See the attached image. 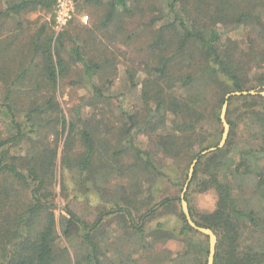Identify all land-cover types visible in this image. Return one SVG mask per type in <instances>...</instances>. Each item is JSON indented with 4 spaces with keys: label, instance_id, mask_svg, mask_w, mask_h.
I'll list each match as a JSON object with an SVG mask.
<instances>
[{
    "label": "trees",
    "instance_id": "16d2710c",
    "mask_svg": "<svg viewBox=\"0 0 264 264\" xmlns=\"http://www.w3.org/2000/svg\"><path fill=\"white\" fill-rule=\"evenodd\" d=\"M54 20V0H0V264H206L179 199L195 159L213 264H264V97L231 96L200 156L225 96L264 88V0H75Z\"/></svg>",
    "mask_w": 264,
    "mask_h": 264
},
{
    "label": "rangeland",
    "instance_id": "374dc122",
    "mask_svg": "<svg viewBox=\"0 0 264 264\" xmlns=\"http://www.w3.org/2000/svg\"><path fill=\"white\" fill-rule=\"evenodd\" d=\"M48 18H49V16H47L44 12L38 11V12L25 13L19 18V20H21V22L23 24L24 32H26L24 34H26V37H27L28 35L34 33L42 25V23H44L45 21H48ZM26 21L30 22L31 24L30 25L26 24ZM9 26H10V28H12V26H13V24H11V21H9ZM56 32H58V31H56ZM242 34H243V31H237L234 33H230V35L229 34L228 35L231 37H234V38L241 39L243 37ZM123 70L124 69L122 67H119L120 76L123 74ZM117 86L121 87V84L119 81H116V83H115V88ZM68 90H69V87H67L66 91H68ZM251 91H253V90H251ZM259 92H261V91H259ZM66 99H67V97L62 98L63 101H66ZM129 99H130L129 97L122 99L124 106H127L128 103H130ZM62 100H61V102H62ZM62 104L64 105V103H62ZM58 184H59V177H57V183H56L57 186L55 188V192L57 195L59 194V191H60ZM180 195L181 194H179V199H180ZM188 201H189V205L192 207V210L194 212L211 211L214 207V204H215V195L212 192H207L204 194L190 193V195L188 196ZM55 205L57 206V208H63L65 206L64 202L61 201V199L59 197H57L55 199ZM187 206H188V203H187ZM76 211L80 215H86V216H84V218L89 220V221H92L94 218V214L93 215L90 214L92 212V210H90L88 207H86L85 204H83V203H80L77 205ZM55 212H56V214H59L60 210L57 209V210H55ZM87 216H89V217H87ZM134 224H139V219L135 218ZM168 248L172 251H175V250L179 249V246L176 243H170L168 245Z\"/></svg>",
    "mask_w": 264,
    "mask_h": 264
},
{
    "label": "water",
    "instance_id": "95a60500",
    "mask_svg": "<svg viewBox=\"0 0 264 264\" xmlns=\"http://www.w3.org/2000/svg\"><path fill=\"white\" fill-rule=\"evenodd\" d=\"M247 94H251V95H256L259 94L261 96L264 97V89L261 92H256V91H249V92H233L230 94H227L225 96V101L221 107V112H220V121L223 127V131H222V137L221 140L218 144L217 147L214 148H209L207 150H204L200 153V156L206 155L208 153L214 152L216 149L221 148L224 146L226 139L228 137V133H229V125L225 120V114H226V110H227V100L231 97V96H241V95H247ZM197 159L193 160V162L191 163V166L189 168V172H188V180L185 184V187L180 195V205H181V211L188 223V225L195 231H197L198 233L207 236L208 238V256H207V263L206 264H213V259H214V255H215V246H216V242H217V237L216 235L213 233V231L211 229L208 228H204V227H200L198 226L191 218L190 213H189V209L187 206V202L184 198L185 196V192L187 190V186L188 183L192 177V173H193V168L194 165L196 163ZM63 207V206H62Z\"/></svg>",
    "mask_w": 264,
    "mask_h": 264
},
{
    "label": "built area",
    "instance_id": "2783aa9c",
    "mask_svg": "<svg viewBox=\"0 0 264 264\" xmlns=\"http://www.w3.org/2000/svg\"><path fill=\"white\" fill-rule=\"evenodd\" d=\"M54 4V27L58 31L65 27L67 23L73 18L75 12V0H54ZM81 21L86 24L88 21V17H81Z\"/></svg>",
    "mask_w": 264,
    "mask_h": 264
}]
</instances>
